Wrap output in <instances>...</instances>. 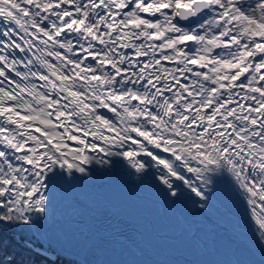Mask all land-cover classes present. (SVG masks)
<instances>
[{
	"label": "snow or ice",
	"instance_id": "obj_1",
	"mask_svg": "<svg viewBox=\"0 0 264 264\" xmlns=\"http://www.w3.org/2000/svg\"><path fill=\"white\" fill-rule=\"evenodd\" d=\"M0 23L25 53L0 54V232L127 161L201 210L230 174L264 249V0H0Z\"/></svg>",
	"mask_w": 264,
	"mask_h": 264
},
{
	"label": "bare ground",
	"instance_id": "obj_2",
	"mask_svg": "<svg viewBox=\"0 0 264 264\" xmlns=\"http://www.w3.org/2000/svg\"><path fill=\"white\" fill-rule=\"evenodd\" d=\"M105 111L101 110V112ZM108 115L111 117L112 114L109 113ZM156 178L158 179V177ZM238 192L239 189L230 174L225 173V178L218 180L214 193L225 199L237 202L241 209L246 210L244 203L238 197ZM178 206L183 209L187 208L188 210L185 211L188 213L194 207L193 203L188 199L180 200ZM40 225L45 233L56 230L63 234L66 237L65 244L70 250L78 253L86 264H114L105 262L101 254L93 246L88 235L89 229L82 218L80 207L63 181H58L53 188L51 212L47 220L42 221ZM37 248L40 247L37 246Z\"/></svg>",
	"mask_w": 264,
	"mask_h": 264
},
{
	"label": "trees",
	"instance_id": "obj_3",
	"mask_svg": "<svg viewBox=\"0 0 264 264\" xmlns=\"http://www.w3.org/2000/svg\"><path fill=\"white\" fill-rule=\"evenodd\" d=\"M26 244H31L35 248L43 246L49 251L54 249L48 242L38 239L30 228L22 225L0 232V264H42L44 257L38 255L32 248L26 247ZM82 263L75 255L67 252H63L56 260V264Z\"/></svg>",
	"mask_w": 264,
	"mask_h": 264
},
{
	"label": "rangeland",
	"instance_id": "obj_4",
	"mask_svg": "<svg viewBox=\"0 0 264 264\" xmlns=\"http://www.w3.org/2000/svg\"><path fill=\"white\" fill-rule=\"evenodd\" d=\"M132 135L135 137V133H133ZM31 230L34 231V233H35V235H37L38 239H42L44 242H48L50 244V246L57 248V249H60L63 252H67V253L74 254V255L78 256L79 257L78 259H80L81 262H83L82 264H86L85 260L78 253H76L73 250H70V248L65 244V238L66 237L63 234H60L59 231L55 230V231H49V233H45L42 230V226L40 225V223L38 225H36V227L34 229H31ZM40 248H43V246H40Z\"/></svg>",
	"mask_w": 264,
	"mask_h": 264
},
{
	"label": "water",
	"instance_id": "obj_5",
	"mask_svg": "<svg viewBox=\"0 0 264 264\" xmlns=\"http://www.w3.org/2000/svg\"><path fill=\"white\" fill-rule=\"evenodd\" d=\"M66 185H67V184H66ZM67 187H68V190H69V192L71 193L73 199L76 201V203H77L78 206L80 207V211H81L82 218L84 219L85 223L87 224V226H88V227L90 228V230H91V227H90V225L88 224V221H87V217H86V215L84 214V212H83V208L81 207V205H80V203H79V199L76 197L75 193L71 190V188H70L68 185H67ZM89 236H90V240H91L92 244L94 245V244H95V241H94L93 236H92L91 234H90Z\"/></svg>",
	"mask_w": 264,
	"mask_h": 264
}]
</instances>
